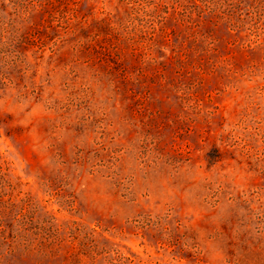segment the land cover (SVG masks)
I'll list each match as a JSON object with an SVG mask.
<instances>
[{
    "label": "rangeland",
    "instance_id": "obj_1",
    "mask_svg": "<svg viewBox=\"0 0 264 264\" xmlns=\"http://www.w3.org/2000/svg\"><path fill=\"white\" fill-rule=\"evenodd\" d=\"M0 264H264V0H0Z\"/></svg>",
    "mask_w": 264,
    "mask_h": 264
}]
</instances>
